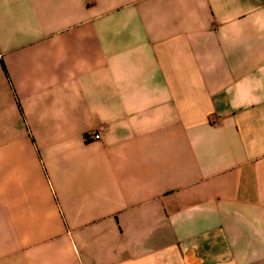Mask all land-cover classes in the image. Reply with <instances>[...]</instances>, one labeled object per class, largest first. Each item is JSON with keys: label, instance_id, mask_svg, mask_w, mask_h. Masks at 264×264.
Returning <instances> with one entry per match:
<instances>
[{"label": "crops", "instance_id": "1", "mask_svg": "<svg viewBox=\"0 0 264 264\" xmlns=\"http://www.w3.org/2000/svg\"><path fill=\"white\" fill-rule=\"evenodd\" d=\"M0 264H264V0H0Z\"/></svg>", "mask_w": 264, "mask_h": 264}, {"label": "built area", "instance_id": "2", "mask_svg": "<svg viewBox=\"0 0 264 264\" xmlns=\"http://www.w3.org/2000/svg\"><path fill=\"white\" fill-rule=\"evenodd\" d=\"M94 137L97 138L98 137V134H96Z\"/></svg>", "mask_w": 264, "mask_h": 264}]
</instances>
